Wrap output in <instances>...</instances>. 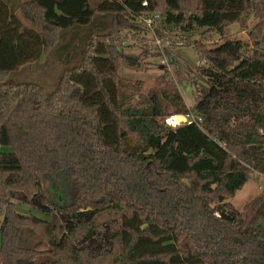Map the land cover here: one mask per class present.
I'll return each instance as SVG.
<instances>
[{
    "label": "trees",
    "instance_id": "16d2710c",
    "mask_svg": "<svg viewBox=\"0 0 264 264\" xmlns=\"http://www.w3.org/2000/svg\"><path fill=\"white\" fill-rule=\"evenodd\" d=\"M251 14L264 0H0V264H264V194L229 201L264 173V22L250 54L224 35ZM195 26L223 41L181 35ZM137 39L141 56L195 48L194 117L175 82L155 91L168 109L119 75L141 67ZM51 52L67 66L53 91L13 74Z\"/></svg>",
    "mask_w": 264,
    "mask_h": 264
},
{
    "label": "rangeland",
    "instance_id": "374dc122",
    "mask_svg": "<svg viewBox=\"0 0 264 264\" xmlns=\"http://www.w3.org/2000/svg\"><path fill=\"white\" fill-rule=\"evenodd\" d=\"M262 20L264 22L261 16L257 17V15L251 14L240 21L230 24L226 28L224 35L232 39H240L248 44L249 47L245 49V53L250 54L253 47L250 31H255L257 24L262 22ZM160 23L161 22H158L156 26L160 25ZM168 29L169 27L165 26L164 30L166 32ZM207 29V27L195 26L192 32L181 35L196 40L198 43H206L209 46L220 44L223 41L224 37H222L219 32L215 31L213 34L207 35ZM61 41L58 42V46L62 43ZM260 41L264 45V29ZM139 43L138 39L135 42L129 40L127 43L129 45L126 46L124 50L130 61H141V67L132 69L122 63L119 75L133 81L134 85L139 87V94L143 96L157 94V96L163 98V102L168 109L171 108V102H169L166 95L162 92L155 91L157 89L160 91V89L162 90L163 88L171 91L168 85L171 84V82H175V87L180 91L183 101L191 114L190 117H194L195 106L203 101V90L209 85L207 78L197 71L199 56L195 48L180 43V45L173 46L172 53L168 56L163 50L162 45H158L160 48L159 55H156V53H147L141 56L140 53L142 49ZM66 67L64 62L57 57V53L51 52L41 56L37 61L14 71L13 74L18 80L40 83L47 91L51 92L55 89L56 83ZM137 98L138 94H136L133 102H135ZM175 117L176 115H172L165 120L169 124L175 125L178 124ZM186 117L188 119V115ZM161 119V117L158 118L159 121H162ZM263 194L264 173L255 172L248 181L236 191L229 201L236 209L242 211L247 203L254 201ZM14 200L21 201V198L17 196ZM48 217L57 225V232L60 235L63 231V220L61 216L57 213H51ZM258 226L264 229V220L261 221Z\"/></svg>",
    "mask_w": 264,
    "mask_h": 264
},
{
    "label": "built area",
    "instance_id": "2783aa9c",
    "mask_svg": "<svg viewBox=\"0 0 264 264\" xmlns=\"http://www.w3.org/2000/svg\"><path fill=\"white\" fill-rule=\"evenodd\" d=\"M146 4H147L146 1H144L143 5ZM160 18H161V14L159 13L143 14L138 17V22L148 28H153L154 26H156L158 22H161Z\"/></svg>",
    "mask_w": 264,
    "mask_h": 264
},
{
    "label": "water",
    "instance_id": "95a60500",
    "mask_svg": "<svg viewBox=\"0 0 264 264\" xmlns=\"http://www.w3.org/2000/svg\"><path fill=\"white\" fill-rule=\"evenodd\" d=\"M175 118H176V121H177L178 124L184 123V122H186L188 120L185 115H181V114L176 115Z\"/></svg>",
    "mask_w": 264,
    "mask_h": 264
},
{
    "label": "crops",
    "instance_id": "0c3cea01",
    "mask_svg": "<svg viewBox=\"0 0 264 264\" xmlns=\"http://www.w3.org/2000/svg\"><path fill=\"white\" fill-rule=\"evenodd\" d=\"M13 1H15V0H13ZM21 2H23L24 0H20Z\"/></svg>",
    "mask_w": 264,
    "mask_h": 264
}]
</instances>
